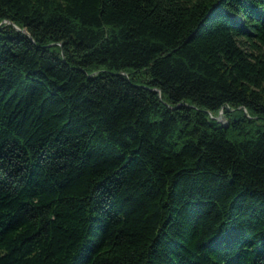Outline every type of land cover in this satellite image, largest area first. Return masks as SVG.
I'll list each match as a JSON object with an SVG mask.
<instances>
[{
	"label": "trees",
	"instance_id": "obj_1",
	"mask_svg": "<svg viewBox=\"0 0 264 264\" xmlns=\"http://www.w3.org/2000/svg\"><path fill=\"white\" fill-rule=\"evenodd\" d=\"M0 264H264V0H0Z\"/></svg>",
	"mask_w": 264,
	"mask_h": 264
},
{
	"label": "rangeland",
	"instance_id": "obj_2",
	"mask_svg": "<svg viewBox=\"0 0 264 264\" xmlns=\"http://www.w3.org/2000/svg\"><path fill=\"white\" fill-rule=\"evenodd\" d=\"M220 119H221L222 122H226V119H225V117L223 116V113L221 114Z\"/></svg>",
	"mask_w": 264,
	"mask_h": 264
}]
</instances>
